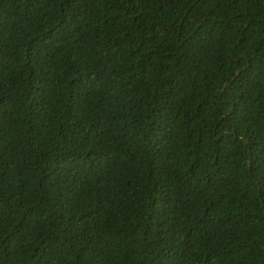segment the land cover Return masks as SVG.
Here are the masks:
<instances>
[{"label": "trees", "instance_id": "16d2710c", "mask_svg": "<svg viewBox=\"0 0 264 264\" xmlns=\"http://www.w3.org/2000/svg\"><path fill=\"white\" fill-rule=\"evenodd\" d=\"M0 264H264V0H0Z\"/></svg>", "mask_w": 264, "mask_h": 264}, {"label": "water", "instance_id": "95a60500", "mask_svg": "<svg viewBox=\"0 0 264 264\" xmlns=\"http://www.w3.org/2000/svg\"><path fill=\"white\" fill-rule=\"evenodd\" d=\"M230 133H232V134H235L233 131H232V132H230Z\"/></svg>", "mask_w": 264, "mask_h": 264}]
</instances>
